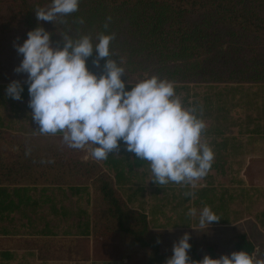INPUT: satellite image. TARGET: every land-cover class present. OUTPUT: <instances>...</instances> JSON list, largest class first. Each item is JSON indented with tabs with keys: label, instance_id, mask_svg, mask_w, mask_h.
Listing matches in <instances>:
<instances>
[{
	"label": "trees",
	"instance_id": "trees-1",
	"mask_svg": "<svg viewBox=\"0 0 264 264\" xmlns=\"http://www.w3.org/2000/svg\"><path fill=\"white\" fill-rule=\"evenodd\" d=\"M50 3L51 0H0V42L6 39L9 43H22L29 30L38 25L44 27L42 21H37L36 9ZM47 22L53 46H62L60 33L72 38L88 34L94 40L101 33H114L111 50L130 72L153 64L154 74L173 81L176 92L187 89L191 82L264 85V0H80L77 12L58 17L55 23ZM3 47L0 46V83L22 59L12 51L3 53ZM95 55L94 51L87 58V66L99 74L105 61L95 65ZM20 82L24 88L21 99H25L28 84L25 80ZM2 104L1 100L0 107ZM10 128L11 122L5 125L0 115V144L5 142L13 149L11 156L0 151V209L14 207L13 197L19 198L20 206L26 204L22 197L34 190L40 195L51 192L50 201L54 203L56 193L65 187L72 194H80L91 186L98 214L120 228L125 245L146 247L144 264H165L172 253H159L160 234L148 229L143 213L126 206L117 189V185L138 173L137 169L148 168L147 161L128 153L123 144L118 154L111 153L102 161L76 158L70 148L58 146L52 138L60 133L43 136V142H30L24 137L17 142L5 137ZM228 141L223 138L213 145L219 151L227 147ZM231 141L233 148L238 149L237 140ZM238 192L246 194L244 188ZM195 194H200L197 204L204 203L212 210L223 208L222 200L214 206L215 192L201 189ZM228 200L233 202L236 196L229 193ZM234 247L235 251L244 249L253 255L255 252L253 244L244 239ZM205 254L219 257L212 247L204 253L197 248L189 250L194 261L202 260ZM256 257L264 259V254Z\"/></svg>",
	"mask_w": 264,
	"mask_h": 264
},
{
	"label": "clouds",
	"instance_id": "clouds-1",
	"mask_svg": "<svg viewBox=\"0 0 264 264\" xmlns=\"http://www.w3.org/2000/svg\"><path fill=\"white\" fill-rule=\"evenodd\" d=\"M79 4L80 0H51L48 7L36 9L37 21L55 23L58 17L77 12ZM60 34L62 46H53L52 33L38 25L22 43H14L22 56L14 71L26 74L28 105L39 132L60 133L65 145L88 148L97 161L119 153L123 144L128 153L149 163L157 185L172 182L194 189L214 161V151L202 139L207 123L198 109L186 107L167 78L153 74L130 80L111 50L114 33H101L95 40L88 34L77 38ZM94 51L95 65L105 61L99 74L87 66ZM23 91L18 79L6 88L7 96L15 100L22 98ZM188 215L198 217L201 231L220 219L207 205L189 209ZM190 235L185 232L174 242L165 264H264V259L244 249L217 258L205 254L194 261L189 257Z\"/></svg>",
	"mask_w": 264,
	"mask_h": 264
},
{
	"label": "rangeland",
	"instance_id": "rangeland-1",
	"mask_svg": "<svg viewBox=\"0 0 264 264\" xmlns=\"http://www.w3.org/2000/svg\"><path fill=\"white\" fill-rule=\"evenodd\" d=\"M41 23H44V28L47 31L50 30L47 21ZM11 43L6 39L2 40L0 42V46H4L2 52L4 50L12 51V54L19 57L14 44L11 45ZM125 68L128 78L132 81L154 74L153 64L144 65L141 68L145 69L136 72H130L127 67ZM6 74V81L0 83L2 88L0 101L3 102L0 107V115L5 125L11 122L12 128L7 129L5 137L12 138L11 140H19L24 137L28 138L30 142H43L45 138L43 136L46 135L39 132L37 129L39 126L31 117V109L28 105L29 94L27 98L20 100L12 99L6 94V88L12 80L26 81V76L24 73H17L14 70ZM122 78L126 79V77ZM186 86H188L187 89L179 90L177 94L187 100L183 101L186 107L195 106L198 109V114H201L206 121L207 128L202 139L214 151V161L207 176L199 180L194 189L188 185L169 182L166 187H169L167 189H170L171 192L161 193L186 200L187 192L182 191L183 187L189 191L205 189L209 193L215 192L214 206H218V202L222 200L223 208L215 207L213 209L220 217L219 221L214 222L207 230L201 231L199 228L195 231V238H197L195 246L200 252L204 253L207 248L212 247L219 256L230 254L235 251L234 246L244 239L253 244L255 257L259 253L264 254V85L245 83L232 85V87L219 83L191 82ZM126 87L130 88L131 85H126ZM239 102H242V105ZM231 105L234 107H225ZM218 129L220 132L216 131ZM52 138L57 141L58 146L69 148L63 143L61 134ZM223 138L229 139L227 147L217 151L213 144L221 142ZM232 138L237 140L238 149L233 148ZM70 149L71 154L76 158L91 157L88 148ZM0 151L3 155L11 156L13 154V149L5 142L0 144ZM136 172L138 173L131 176L130 183L139 181V185L144 186L142 194L151 195V190L154 189L151 183L155 182L152 181L150 165L145 169L139 168ZM240 188H244L246 194H239ZM93 192V188L89 186V190L81 195L83 198L81 197L80 207L83 208L89 199L93 201ZM229 193L236 196L235 201L228 200ZM196 196L199 197L200 194ZM70 197L73 196L67 195L63 201L73 207L74 203L79 200H70ZM196 218L198 222V217ZM221 223H223L222 226L219 225Z\"/></svg>",
	"mask_w": 264,
	"mask_h": 264
},
{
	"label": "crops",
	"instance_id": "crops-1",
	"mask_svg": "<svg viewBox=\"0 0 264 264\" xmlns=\"http://www.w3.org/2000/svg\"><path fill=\"white\" fill-rule=\"evenodd\" d=\"M130 181L125 179L122 185H117L119 195L130 210L146 216L151 232L160 234L159 253H172L174 242L185 232L191 234V249H195V231L200 226L188 211L206 205L195 202L194 190L183 187L182 191L191 195L180 200L161 193L171 192L166 185L151 183L154 189L147 196L142 194L144 186L139 181ZM40 194L34 190L22 197L26 204L21 206L19 198L13 197L14 207L0 209V264H144L148 249L127 247L120 228L98 214L94 198L82 208L79 205L83 193L72 194L66 187L56 193L54 203L50 201L51 192ZM67 195L73 196L70 200L79 201L69 206L63 201Z\"/></svg>",
	"mask_w": 264,
	"mask_h": 264
}]
</instances>
